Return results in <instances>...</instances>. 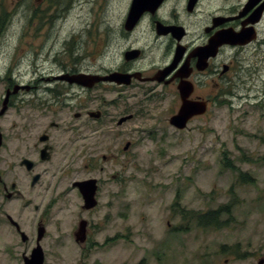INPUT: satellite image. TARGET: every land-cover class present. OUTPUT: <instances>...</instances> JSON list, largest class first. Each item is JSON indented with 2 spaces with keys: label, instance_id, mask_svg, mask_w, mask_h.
Here are the masks:
<instances>
[{
  "label": "rangeland",
  "instance_id": "374dc122",
  "mask_svg": "<svg viewBox=\"0 0 264 264\" xmlns=\"http://www.w3.org/2000/svg\"><path fill=\"white\" fill-rule=\"evenodd\" d=\"M128 1L73 0V9L61 15L62 10L53 6L55 1L0 0V132L5 137L0 150V177L9 155H13L14 180L22 192H28L29 183L20 176L21 168L14 156L23 160L35 156L37 135L46 125L44 120H48L42 117L39 103L31 109L25 100L34 97L36 91L41 93L44 81L40 77L49 74L48 69L53 68L49 60L52 62L56 51H64L63 38L72 31L85 27L96 38L106 32V50L110 52L107 63L117 60L122 40L110 36L119 34ZM241 1L217 0L216 6L234 3L231 8H235ZM261 24L264 27V18ZM81 39L78 51L91 47L85 37ZM258 41L240 54L242 65L234 68L224 94L200 116H191L179 130L169 123L180 103L172 89L159 87L151 92L157 96L145 101L143 113L138 111L137 103L149 91H106L105 105L111 114L138 112L122 122L116 138H101L98 154L113 159L109 175L87 173L84 169L89 168H83V162L71 163L67 166L70 172L62 173L65 198L56 205H44L33 201L32 189L24 195L32 196L28 210L14 197L6 198L2 191L0 264H22V257L28 254L5 213L26 235L35 237L37 232L38 237L32 225L35 227V220L46 208L50 210L45 215L47 232L44 234L43 228L39 238L44 264H258L257 257H262L260 264H264V28ZM68 44L72 49L73 41ZM35 81L39 84L36 90L17 92L16 85ZM7 91L6 106L10 99L15 103L12 109L2 112ZM72 112L63 110L60 119L82 122L80 117L75 120ZM110 125L115 126V122ZM59 144L60 150L72 153L71 145ZM9 145L13 146L11 150ZM97 145L93 143L95 148ZM48 164H54L53 159ZM242 174L251 180L245 181ZM110 175L116 179L111 183L107 180L98 206L88 212L95 228L101 227L91 236L98 245L81 250L71 232L76 215L81 213L82 200L71 189V182L75 178ZM39 188L44 191L43 186ZM44 194L50 195L51 191L47 189ZM36 203L38 212L32 209ZM219 207L227 211L219 214L217 227L198 226L196 218L179 213Z\"/></svg>",
  "mask_w": 264,
  "mask_h": 264
},
{
  "label": "flooded vegetation",
  "instance_id": "af4514ba",
  "mask_svg": "<svg viewBox=\"0 0 264 264\" xmlns=\"http://www.w3.org/2000/svg\"><path fill=\"white\" fill-rule=\"evenodd\" d=\"M49 1H55L53 6L57 11L62 10L61 15L70 12L74 6L73 0ZM133 1H128L121 19L119 18V34L113 33L110 36V39L118 36L122 40V49L117 60L112 64L107 63L110 52L106 50L109 41L106 32L96 38L94 33L85 27L83 30L72 31L70 36L68 34L63 38L64 51L61 54L56 51L52 55V62L49 60V64L53 65L52 69H48L49 74L40 77L44 81L41 83V93L36 91L34 97L25 100V104L31 106V109L39 103L43 110L42 117H48L46 122L44 120L46 125H43L37 135L38 143L33 147L35 156L32 159L26 157L29 164L21 163L23 159L14 156L21 168L20 176L29 183L28 192L31 193L32 189L35 192V202L56 205L65 198L66 191L61 189L62 173L70 172L67 166L71 163L83 162V168H89L84 169L87 173L96 171L104 177L109 175L107 170H111L113 159L104 153L98 154L102 144L101 138L111 135L116 138L118 135L115 133L120 132L119 128L122 126V117L130 114L131 118L128 120H131L138 112L119 116L111 114L105 105L106 91L118 90L120 94L127 88L149 91L144 100L137 103L140 113L144 112L141 108L146 106L145 101L157 96L151 92L159 87L172 89L179 99V106L182 102L181 88L186 89V101L204 103L208 108L229 88L230 75L234 68L242 65L240 54L258 41L264 28H261L264 0H242L235 8H231L235 4L230 2V5L217 7V0H209L206 3L204 0H139V4L131 8ZM105 24L107 26V23ZM81 36L86 38L87 43H91V47L78 51L83 41ZM70 40L74 43L72 49L68 48ZM111 72L122 73V81L99 80L90 85L83 83L89 76H106ZM72 75H82L79 76L80 83L69 82L68 78ZM38 85L36 81L20 83L16 85L17 92L20 89L30 92L36 90ZM76 89L82 92H72ZM207 89L211 93H208ZM73 100L74 103L71 102ZM14 103L10 99L5 109H12ZM63 110H73L72 117L75 120L80 117L82 122H63V119H60ZM112 122H115L114 128L110 125ZM29 123L30 121L27 124ZM59 133L61 135H58ZM88 139H91L90 143ZM60 142L65 146L71 145L72 153L60 150ZM95 142L98 144L96 148L93 146ZM4 144L5 137L0 132V150ZM12 148L13 146L9 145V149ZM116 150H119L118 147ZM120 152L122 155V151ZM52 159L54 164H48ZM101 159L103 162H100ZM8 161V165L1 172L0 193L3 191V195L8 199L14 197L20 202V206L27 207L28 210L33 204L32 196L25 197L28 192H22L14 180L13 155H9ZM86 179L89 181L82 185H75V182L84 179L75 178L71 182V189L75 190V195L82 200L79 205V208H82L81 213L76 215V225L71 232V238L81 250L92 249L98 245L91 236L101 227L95 228L88 212L98 206L100 194L105 192L102 188L107 180L111 183V179L116 178L110 175L108 178L91 176ZM40 186H43L44 191L49 189L51 194L45 195ZM86 191L92 193L88 198L90 203L86 202ZM106 195L111 197L109 192H106ZM38 208V203L32 207L37 212ZM49 211L46 208L41 212L40 217L35 220V227L32 225L33 231H37L38 225L41 224L46 234L44 226L48 222L45 215ZM5 216L8 223L14 227V233L25 237L22 240L25 245L20 246L23 245L29 254L31 249L39 244L37 232L35 237L26 235L17 221L10 219L8 213H5ZM176 227L180 228V225ZM257 259L261 260L262 257Z\"/></svg>",
  "mask_w": 264,
  "mask_h": 264
},
{
  "label": "water",
  "instance_id": "95a60500",
  "mask_svg": "<svg viewBox=\"0 0 264 264\" xmlns=\"http://www.w3.org/2000/svg\"><path fill=\"white\" fill-rule=\"evenodd\" d=\"M138 4H139V0H134L132 2L131 8L137 6ZM79 76H82V75H72V76H70L68 78L69 82L80 83ZM93 76L94 75L89 76L88 80L86 82H83V83L85 85H87V84L90 85L92 82H96V81H99V80L122 81V73H119V72H112V73H110L109 75H106V76L95 75L94 78L91 79V77H93ZM16 90H17V88L14 89V91H16ZM185 90L180 88V93L182 95V98H181L182 102H181L177 112L175 114H173L169 118V123L174 125L176 128H179V129L184 128L186 126V123L188 122V120H189V118L191 116L197 115V114H201V113L205 112V110H206V105L204 103L201 104V103L193 102V101H189V100L186 101L185 96H186L187 93L185 92ZM8 93L9 92L7 91L6 92V96H5L4 100L2 101V108H1L2 112H3V110L6 107V103H7V99H8ZM183 95H184V97H183ZM130 117H131V115H126V116L122 117V122L127 120V119H129ZM23 162H25V160ZM86 183H87V181H83V182H79V183H76V184L77 185H82V184H86ZM84 193L86 194V197H85L86 198V202L90 203L88 198H90L89 195H92V193L89 192V191L88 192L86 191ZM91 205H93V203ZM39 233H41V230H40ZM39 237H40V235H39ZM42 261H43L42 250L40 249L39 246H37L36 248L32 249L30 258L25 257L24 264H42ZM261 261L262 260H259L258 264H260Z\"/></svg>",
  "mask_w": 264,
  "mask_h": 264
},
{
  "label": "trees",
  "instance_id": "16d2710c",
  "mask_svg": "<svg viewBox=\"0 0 264 264\" xmlns=\"http://www.w3.org/2000/svg\"><path fill=\"white\" fill-rule=\"evenodd\" d=\"M243 179L247 181L248 178L247 174H242ZM251 180V179H250ZM174 206L177 205V202L173 203ZM227 208L219 207L217 209H210L205 212H195V211H187L184 212L183 210L179 211L180 214H183L185 218H196V223L198 226H219L220 222L218 221V216L222 212H226ZM184 212V213H183Z\"/></svg>",
  "mask_w": 264,
  "mask_h": 264
}]
</instances>
